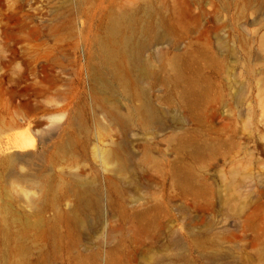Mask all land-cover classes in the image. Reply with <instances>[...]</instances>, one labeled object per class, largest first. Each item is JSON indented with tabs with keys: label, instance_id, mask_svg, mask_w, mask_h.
<instances>
[{
	"label": "rangeland",
	"instance_id": "1",
	"mask_svg": "<svg viewBox=\"0 0 264 264\" xmlns=\"http://www.w3.org/2000/svg\"><path fill=\"white\" fill-rule=\"evenodd\" d=\"M257 247L264 0H0V264H264Z\"/></svg>",
	"mask_w": 264,
	"mask_h": 264
},
{
	"label": "bare ground",
	"instance_id": "2",
	"mask_svg": "<svg viewBox=\"0 0 264 264\" xmlns=\"http://www.w3.org/2000/svg\"><path fill=\"white\" fill-rule=\"evenodd\" d=\"M122 20V16L120 14H117L116 17H110L109 18V27H108V33L110 36L114 37L116 36L117 34H119L121 31H120V22ZM123 42L125 43L123 45V49H125V52H128L130 56H134V59L136 60L137 57V53H135V49L134 48H131L132 47V43H129V38H124L123 39ZM110 56V55H109ZM176 69L178 71H180V73L183 72L184 70V65H185V59L180 57V56H177L174 61H173ZM184 78V83H183V90L181 92V96L185 99H188L190 102L193 101V98L195 96V92H194V89H195V84L193 79H190V78ZM145 110V107L142 108V111ZM145 114V113H144ZM127 117H122L121 120L125 119ZM106 157H109V154L107 153V156ZM105 156L103 157L102 161L104 163L107 162L108 158H106ZM184 176V175H183ZM189 178L190 177V174L188 172L185 173V176L184 178ZM256 256L260 259H263L264 260V247H260L258 249V247L256 248Z\"/></svg>",
	"mask_w": 264,
	"mask_h": 264
}]
</instances>
